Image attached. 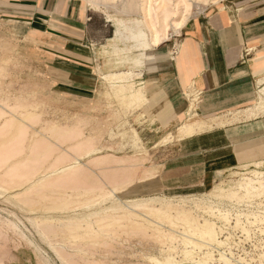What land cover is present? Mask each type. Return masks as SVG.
I'll list each match as a JSON object with an SVG mask.
<instances>
[{
	"label": "rangeland",
	"instance_id": "obj_1",
	"mask_svg": "<svg viewBox=\"0 0 264 264\" xmlns=\"http://www.w3.org/2000/svg\"><path fill=\"white\" fill-rule=\"evenodd\" d=\"M78 1L90 17L88 44L98 74L96 98L81 108L58 97L61 87L54 71L42 61L39 38H26L13 24L0 20V105L7 110L0 109V113L12 128L16 124L15 130L0 135V158L11 166L30 164L35 142L69 151L74 139L66 135L79 123L83 137L100 149L97 153L108 155V162L91 167L88 163L93 158L80 159L87 164L82 178L101 185L103 191L70 193L67 188L57 193V187L48 185L41 199L30 193L23 198L36 179L17 187L0 170V264H67L53 242L37 231L34 221L44 219L61 225L64 232L72 228L64 240L80 247L66 251L73 259L91 263L264 264V181L257 182L264 180V163L230 170L199 194L139 197L111 193L112 175L128 171L137 180L139 172L153 169L165 158L154 156L156 150L178 135L160 132L166 136L155 147H146L139 138L145 101H133L132 96L136 90L143 91L139 72L152 58V49L142 46L141 37L133 36L145 30L140 14L120 13L125 0L106 5ZM228 1L208 3L201 11L194 0H180V5L191 4L188 21ZM179 38L180 32L168 39ZM19 134L24 138L23 150L14 155ZM246 178L255 180L251 191L238 185ZM95 237L97 243H93Z\"/></svg>",
	"mask_w": 264,
	"mask_h": 264
},
{
	"label": "crops",
	"instance_id": "obj_2",
	"mask_svg": "<svg viewBox=\"0 0 264 264\" xmlns=\"http://www.w3.org/2000/svg\"><path fill=\"white\" fill-rule=\"evenodd\" d=\"M89 19L78 0H0V20L26 38H39L42 61L61 87L58 97L74 108L97 93ZM179 32V39L152 47L150 62L139 72L143 91L132 96L145 101L139 138L155 147L166 136L160 132L178 135L186 124L203 128L161 146L154 153L165 156L159 164L116 191L112 186V194H199L230 170L264 163V113H252L264 82V0H230L188 20ZM1 115L0 129L15 130Z\"/></svg>",
	"mask_w": 264,
	"mask_h": 264
},
{
	"label": "bare ground",
	"instance_id": "obj_3",
	"mask_svg": "<svg viewBox=\"0 0 264 264\" xmlns=\"http://www.w3.org/2000/svg\"><path fill=\"white\" fill-rule=\"evenodd\" d=\"M90 1L93 3H101L103 5H106L107 2L115 0ZM194 1H196L195 5L198 7V11H201L204 9V6L208 3H217L218 0ZM122 2V6L119 11L120 13L130 14L136 12L140 14L141 22L145 27V30H139V32H137L136 35L133 34V36L141 37L142 46L149 47L151 49L152 47L158 45L160 42L168 39L169 36L173 33H178L180 29L184 26L190 15L191 4L185 3L184 5H180V0H125ZM136 91L140 92L141 90L139 89ZM193 108L194 104L191 105L190 111ZM254 109L255 111L252 112L254 114L264 113V85H262L258 90V104L255 106ZM79 127L80 126H76V130L71 131L66 135L67 139H74L73 144L68 147L69 151L62 150L61 152H59L55 148H49L46 143L35 142L31 147L32 154L35 158L31 160L30 164L25 163L26 165H24L22 162H18V164H13L11 168L6 164L7 159L3 162V159L0 158L2 160L1 163L3 162L2 164H0V166H6L7 168L4 174L7 176L12 175V180L9 181H16L17 187L27 184L33 179H36L33 180V185L23 193V198H27L26 195L30 193L32 195L37 194V199H41L42 196H44L43 188L48 185L57 187V190H55V192L57 193L61 192L60 190H65L67 188L70 189V193H75V191L77 193L79 191H93L95 190L94 188H96V190L100 192L103 191L101 185H97V183L93 184L92 182L90 183L82 178V173L85 171L84 169L87 164L82 163L80 159L83 157L93 158L91 161H89L88 165L90 166L92 164L93 166H97L103 165L108 162V155L103 153H97L100 149L91 140L85 139L83 137V133L81 132V129ZM201 128H203V125L186 124L179 129L178 137L193 134ZM2 133L5 134L4 129H0V135H2ZM17 139V146L12 150L14 155L20 154L23 150V135L19 134ZM52 155L53 159L50 160V156ZM97 155L98 157H96ZM89 168H87V170ZM255 171L256 170H254V172ZM114 176L116 178V180L112 182L114 191L118 190L120 186L122 187L123 184H126L125 182H128L135 177L131 173H127L126 176L125 172L119 174V176H117V174H115ZM263 181L264 180H258L257 182L259 184H262ZM4 182L5 181H3V183ZM254 183V179L246 178L238 185L242 184L243 186H246L249 191H251L255 188ZM64 193L67 194L68 192ZM31 200L34 201L36 199ZM143 205V203L136 204V206ZM34 224L37 231L43 238L48 239L49 242H53V248L56 251L57 255L67 264H83V262L85 264H102L98 261L91 263L89 260L86 259H73L72 257H70L71 255L66 251V248L69 247L73 250H76L80 247L75 242L73 244V242L69 240H64L66 238L65 234L69 230L71 231L72 228L67 229L64 232L61 228V225H55L54 223L46 219L40 221L35 220ZM93 239L95 240V242L92 241L93 243L98 242V238L95 237Z\"/></svg>",
	"mask_w": 264,
	"mask_h": 264
}]
</instances>
